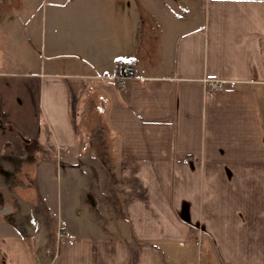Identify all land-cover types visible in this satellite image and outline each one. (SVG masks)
Segmentation results:
<instances>
[{
    "label": "crops",
    "instance_id": "obj_1",
    "mask_svg": "<svg viewBox=\"0 0 264 264\" xmlns=\"http://www.w3.org/2000/svg\"><path fill=\"white\" fill-rule=\"evenodd\" d=\"M0 65V157L31 170L0 195V264H264V0L2 2Z\"/></svg>",
    "mask_w": 264,
    "mask_h": 264
},
{
    "label": "built area",
    "instance_id": "obj_2",
    "mask_svg": "<svg viewBox=\"0 0 264 264\" xmlns=\"http://www.w3.org/2000/svg\"><path fill=\"white\" fill-rule=\"evenodd\" d=\"M4 0H0V5ZM132 75L130 66L124 59L117 61L114 72L110 76L114 78L119 86H125L126 79ZM234 81L226 79H206L205 80V93L211 95L215 89L224 87H233ZM78 170L83 174H88L94 180L97 192L100 195L111 193L114 197V205L120 207L121 204V191L118 185V177L114 169L113 163L109 158H105L99 154H93L86 157L82 162L76 164ZM104 187V188H103ZM108 190L109 193H107ZM96 204H98L97 195L94 196Z\"/></svg>",
    "mask_w": 264,
    "mask_h": 264
},
{
    "label": "rangeland",
    "instance_id": "obj_3",
    "mask_svg": "<svg viewBox=\"0 0 264 264\" xmlns=\"http://www.w3.org/2000/svg\"><path fill=\"white\" fill-rule=\"evenodd\" d=\"M3 2L7 3L10 2V4H14L17 2V0H4ZM200 0H179V5H186V6H191L194 7L195 5L199 4ZM14 13L16 12L15 9H12V11H6V13ZM2 66V65H0ZM102 130H99V132ZM104 143H101L100 145L103 146ZM93 154L87 155L86 157H89ZM29 157L28 155H24L21 157H17L16 160L14 157L12 158H6V157H0V195H3V193L5 195L10 196L12 193H16V192H22L24 190H26V186H28L29 184V178L31 175V170L30 168L25 167L24 170H22V166L25 162L29 161ZM56 178L59 179V175H56V173H53L51 175V179L55 182ZM94 186V194L97 195L100 198V194L97 192V188L95 185ZM104 188V187H103ZM106 190V188H105ZM108 192V190H106ZM94 200V199H93ZM95 202V200H94ZM96 203V202H95ZM35 203H31V207L34 206ZM33 208V207H32ZM98 208V207H97ZM101 212H103V216H107L108 218L112 219L116 216V213L114 212V210L112 208H104L103 205H101L100 209ZM109 215V216H108ZM12 214L7 215L5 212L0 211V221H9L8 218L10 220H12L11 218ZM33 218V223L35 225H37V229L41 230L42 225H41V221L38 218L32 217ZM93 219L97 222H103V219L100 217L99 213L95 210L94 212V216ZM5 221V222H7ZM8 223V222H7ZM10 223V222H9ZM103 224L105 225L106 228V223L103 222ZM41 228V229H40ZM54 248L52 247L47 253H45V260H49L50 263L53 260L54 257ZM194 264H198L197 261V257H198V251L197 249L194 250ZM44 256L41 255V258H43Z\"/></svg>",
    "mask_w": 264,
    "mask_h": 264
}]
</instances>
